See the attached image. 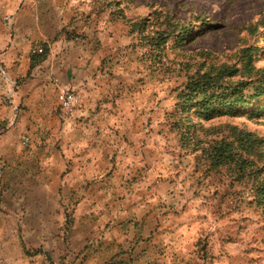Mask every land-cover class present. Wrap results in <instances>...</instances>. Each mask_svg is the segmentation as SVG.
Masks as SVG:
<instances>
[{"label":"crops","instance_id":"0c3cea01","mask_svg":"<svg viewBox=\"0 0 264 264\" xmlns=\"http://www.w3.org/2000/svg\"><path fill=\"white\" fill-rule=\"evenodd\" d=\"M86 9L87 0H0V170L6 160L20 171L27 161L37 163L39 185L72 205L78 224L95 223L72 229L77 237L64 262L264 264L260 256L248 258L240 243L201 246L199 223L180 210L175 185L156 184L149 117L117 80L112 45L104 42L105 27L120 36L118 24L88 18ZM40 45L45 57L33 63L40 54L31 51ZM59 85L80 97L73 114L58 107ZM38 228L30 226L49 234ZM4 233L11 230L2 226Z\"/></svg>","mask_w":264,"mask_h":264},{"label":"rangeland","instance_id":"374dc122","mask_svg":"<svg viewBox=\"0 0 264 264\" xmlns=\"http://www.w3.org/2000/svg\"><path fill=\"white\" fill-rule=\"evenodd\" d=\"M86 10L88 18L118 24L120 36L116 39L105 27L104 42L112 45V67L121 73L117 80L128 84L129 95L134 94L149 117L145 126L151 165L158 162L160 167L152 176L156 184L166 180L175 185L180 210L199 223V244L240 243L251 260L264 258V211L251 203L252 183L236 180L227 166L208 169L202 154L207 141L230 134L234 126L264 137V98L233 115L222 108L211 111V117L194 109L181 118L177 105L186 82L212 65H236L238 76L245 78L255 74L248 69L264 68V0H87ZM168 18L179 27L167 29ZM166 29L172 33L167 42H148ZM248 54L251 61L243 62ZM21 141L26 150L30 144ZM39 141L43 146V139ZM5 162L0 170V227L11 233L0 234V264H66V246L77 237L72 229L94 228L95 223L85 219L78 224L73 206L39 185L37 163L27 161L20 171ZM34 191L41 194L32 196ZM30 226L49 234L35 233Z\"/></svg>","mask_w":264,"mask_h":264},{"label":"trees","instance_id":"16d2710c","mask_svg":"<svg viewBox=\"0 0 264 264\" xmlns=\"http://www.w3.org/2000/svg\"><path fill=\"white\" fill-rule=\"evenodd\" d=\"M170 21L171 18H168L167 29L179 27V23L171 25ZM167 29L157 36L150 37L148 42L156 46L167 42L172 35ZM180 29L186 31L183 26ZM180 36H177L179 40ZM45 54L44 47V53L34 56L33 63L43 60ZM251 59L252 54H248L242 61L249 62ZM248 71L255 73L254 76L250 78L238 76L240 69L236 65L227 64L212 65L204 72H197L178 94V98L181 99L177 103L182 110L181 118L194 109H197L200 116L211 117V111L220 108L225 111L223 113L233 115L240 107L249 106L254 100L264 98V68H251ZM263 111L264 108L261 112ZM195 132L193 135L196 137ZM200 144L198 143L195 149H198ZM202 154L206 157L208 169L227 166L236 180L251 182V191L254 195L251 203H255L264 211V137L234 126L230 134L207 141V147L203 148Z\"/></svg>","mask_w":264,"mask_h":264},{"label":"built area","instance_id":"2783aa9c","mask_svg":"<svg viewBox=\"0 0 264 264\" xmlns=\"http://www.w3.org/2000/svg\"><path fill=\"white\" fill-rule=\"evenodd\" d=\"M32 53L42 54L44 53V47L37 46L32 50ZM57 100L61 109L68 115L74 113V111L80 106L81 101L79 95L74 90H71L64 85L58 86ZM22 142L24 144H29V136H24Z\"/></svg>","mask_w":264,"mask_h":264}]
</instances>
